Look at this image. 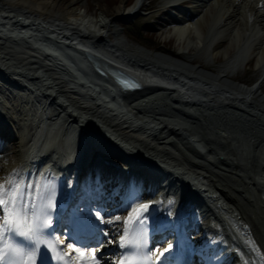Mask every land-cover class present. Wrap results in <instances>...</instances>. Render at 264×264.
Segmentation results:
<instances>
[{
  "label": "bare ground",
  "instance_id": "bare-ground-1",
  "mask_svg": "<svg viewBox=\"0 0 264 264\" xmlns=\"http://www.w3.org/2000/svg\"><path fill=\"white\" fill-rule=\"evenodd\" d=\"M63 1L0 0V79L28 90L31 97L24 103L23 113L19 111L25 117V127H19L23 134L8 133L12 145L1 149L0 183L9 186L11 172L22 177L19 169L33 156L49 163L43 178L65 184L70 174H66L67 165L75 161L79 166L85 164L81 142L100 143L99 149L117 156L123 151L150 153L173 167L183 166L181 173L170 174L172 182L202 177L212 194L225 198L221 201L230 203V209L237 208L238 218L264 250V198L260 196L264 191V96L260 92L264 82V0H188L190 9L183 10L184 17L180 15L179 21L171 23L174 28L163 34L177 36L180 44L191 38L199 46L212 48L217 58L225 57L227 67L213 75L192 65L196 58L191 55L169 60L142 54L120 38L117 23L138 17L146 0L130 6L129 0H120L116 6L94 0L97 16L90 13L87 0L65 5ZM183 48L178 49L184 51L181 55L188 54ZM88 55L108 76L109 68L126 71L139 78L143 88L127 90L123 100L118 98L113 92L119 89L107 88L112 86L107 84L109 78L93 69ZM255 58L263 77L258 86L228 82L233 76L229 65L242 68ZM158 80L176 85L175 89L148 84ZM160 89L162 94L153 93ZM212 111L217 114L210 115ZM188 133L201 142L191 140ZM20 141V157L11 161L12 149ZM203 153L208 158L197 160V154L202 157ZM211 157L219 160L212 162ZM36 190L29 187L28 198ZM171 192L168 189L161 195L165 198L153 201L163 207L169 194L172 198ZM28 204L26 200L24 206ZM101 225L113 238L127 222ZM114 246L109 251L116 254ZM247 255L254 257L253 251ZM104 264H115V260ZM248 264L255 263L248 260Z\"/></svg>",
  "mask_w": 264,
  "mask_h": 264
},
{
  "label": "rangeland",
  "instance_id": "rangeland-1",
  "mask_svg": "<svg viewBox=\"0 0 264 264\" xmlns=\"http://www.w3.org/2000/svg\"><path fill=\"white\" fill-rule=\"evenodd\" d=\"M72 0H64L63 4H68ZM90 6V13L92 16H97L99 14L97 5L94 0H87ZM107 2L110 6H116L120 0H104ZM135 0H129L128 5L134 3ZM172 0H146L144 3V6L141 8V12L139 13L138 17L132 19V20H124L117 23L116 28L119 29L121 32L120 38L125 41V43L130 46L133 50H139L142 52V54H151L153 56L159 55L163 56L169 60H176L180 59L183 60L187 56L191 55L194 58H196L192 65L197 66L201 68V70L204 71V74L213 75L221 70H225V64H227V59L225 60V57H219L217 58L216 53L212 50V48H208L207 45H204V47L199 46L200 44H196V40H191V38H188L187 40H184L186 42H182L185 44H180L179 38L177 36H170L167 38L163 34L174 28V25H161L162 23H167L166 21H163L160 19L157 20L158 23H154V19H158L160 17H157L161 15V8H164V6ZM190 6H186L188 8ZM190 9V8H188ZM151 15V16H150ZM167 19L170 22H173L171 17H167ZM211 21V20H210ZM156 24V25H155ZM172 37V38H171ZM170 40V41H169ZM191 45H198L202 48H191L189 46ZM227 46V45H225ZM179 47H184L183 49L186 50V55H180L179 57H174V51L179 52ZM224 48V47H223ZM222 48V50H223ZM182 53L184 51H181ZM233 54V51L232 53ZM185 57V58H184ZM156 59V58H154ZM187 60V59H186ZM29 66V63L26 65ZM227 67V66H226ZM257 64L256 59L248 64H244L241 68V66L235 67L234 65H230L228 69H231V75L232 78H228V82L239 84L243 87L252 88L255 87L256 82L258 80L263 79L262 77V71L261 69L257 70ZM260 82H257L259 84ZM262 95L264 96V82L263 87H261ZM153 93L156 94H162V90L154 91ZM30 95L29 91L24 94V89L19 86V88H15L14 86L2 82L0 80V101L2 102V109L3 106H5V111L9 112L10 116L15 115L16 117L19 116V111L22 110L23 106H25V102L30 100L27 96ZM214 113L217 114V112L212 111L209 113L210 115ZM220 115V114H218ZM21 121V120H19ZM22 122V121H21ZM21 122H18L21 124ZM249 122V121H247ZM237 128H239L238 122ZM251 124V123H249ZM14 126L16 124L14 123ZM206 128V127H205ZM215 129V128H214ZM216 130V129H215ZM238 146V145H236ZM235 148V147H234ZM238 147H236L237 149ZM249 150H252L249 149ZM189 155H193V152L191 150H188ZM15 154L13 153L12 156H10V159L12 160ZM198 158L197 160L202 161L199 154H197ZM208 157V153H207ZM250 152L247 154V159L249 160ZM245 174V173H244ZM248 183V182H247ZM244 185V183H240ZM248 185H250L248 183Z\"/></svg>",
  "mask_w": 264,
  "mask_h": 264
},
{
  "label": "snow or ice",
  "instance_id": "snow-or-ice-1",
  "mask_svg": "<svg viewBox=\"0 0 264 264\" xmlns=\"http://www.w3.org/2000/svg\"><path fill=\"white\" fill-rule=\"evenodd\" d=\"M30 185H26L24 188L19 189L17 192L10 185L6 187L3 183H0V216H2V222H0V235L4 233L11 235H18L29 239L33 242V249H38L41 241V237L44 236L45 229L49 227L51 212L47 204L41 206L38 210H34L33 218L31 222L28 221L26 216H21L17 211V207H24L29 195ZM11 193V195H9ZM47 195H50L53 199L56 195V186L51 185L48 189ZM7 197V198H6ZM151 206L148 204H143L140 208L135 210V215H130L127 219V223H132L134 220L139 222L138 218L142 215V210H147ZM96 219L100 223H118L116 221L106 220L99 211L96 213ZM26 229V230H25ZM50 235V233H48ZM66 247L69 249L65 253L68 264H99V259L97 256V250L92 248L90 253L88 251H82L79 247H74L73 244L68 243ZM119 247L125 249L126 251L122 253L118 264H133L132 259L125 260V256H128L129 250L135 253L151 254L153 251L159 252V249H148L145 243L144 235L133 234L132 238H128L127 230L122 231L119 239ZM173 249V245L169 244L163 252L159 255L163 256L164 253L170 252ZM63 252V248L60 249ZM35 251L25 252L23 249L15 248L10 246L9 256H15L19 260H23L25 255L29 257L35 256ZM77 259L73 260V256ZM5 256L0 254V260H4ZM159 260V256L157 257ZM34 264V261L32 262Z\"/></svg>",
  "mask_w": 264,
  "mask_h": 264
},
{
  "label": "water",
  "instance_id": "water-1",
  "mask_svg": "<svg viewBox=\"0 0 264 264\" xmlns=\"http://www.w3.org/2000/svg\"><path fill=\"white\" fill-rule=\"evenodd\" d=\"M89 58L93 60V57L89 55Z\"/></svg>",
  "mask_w": 264,
  "mask_h": 264
}]
</instances>
